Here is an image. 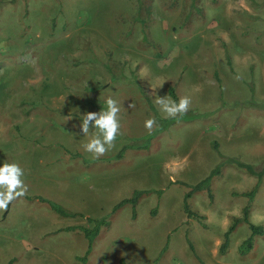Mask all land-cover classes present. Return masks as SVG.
Returning a JSON list of instances; mask_svg holds the SVG:
<instances>
[{"label": "rangeland", "instance_id": "rangeland-1", "mask_svg": "<svg viewBox=\"0 0 264 264\" xmlns=\"http://www.w3.org/2000/svg\"><path fill=\"white\" fill-rule=\"evenodd\" d=\"M24 4L0 2V117L13 122L8 146L29 176V195L83 217L14 200L0 222V264H264V235L239 252L250 234L244 223L219 254L225 231L248 204L234 193L257 181L222 162L264 171V0ZM169 88L177 102L191 99L189 111L174 119L152 95L170 97ZM108 97L121 105L122 134L94 159L82 147L81 119L105 109ZM153 117L149 134L145 121ZM216 167L223 168L210 183L212 203L205 192L188 200L204 219L188 218L184 195ZM135 190L147 194L134 207L114 208ZM249 219L264 227V176ZM100 220L108 226L80 260L87 239L63 229Z\"/></svg>", "mask_w": 264, "mask_h": 264}, {"label": "clouds", "instance_id": "clouds-1", "mask_svg": "<svg viewBox=\"0 0 264 264\" xmlns=\"http://www.w3.org/2000/svg\"><path fill=\"white\" fill-rule=\"evenodd\" d=\"M155 94V104L166 118H177L185 115L190 108L191 99L189 96H181L179 101L170 97ZM106 108L99 112H85L82 115L80 130L87 140L82 144L85 152L99 159L115 147L118 135H121L120 103L108 97L105 101ZM134 107V105H129ZM156 125L155 118L145 121V128L151 134ZM25 173L19 164L4 162L0 165V210L6 211L9 204L18 198L24 197L28 192V186L24 182Z\"/></svg>", "mask_w": 264, "mask_h": 264}, {"label": "trees", "instance_id": "trees-1", "mask_svg": "<svg viewBox=\"0 0 264 264\" xmlns=\"http://www.w3.org/2000/svg\"><path fill=\"white\" fill-rule=\"evenodd\" d=\"M227 61L228 63H230V59L229 57H227ZM216 77V81L217 83H220V80L218 78V76L216 75V73L214 74ZM168 94L170 96V98L172 100L177 101V98L175 96V93L173 91V88H169L168 89ZM144 146H142L143 148ZM126 147L123 148L118 154H117V158L122 157L123 152L125 151ZM226 164H230L231 166L237 168L238 170L244 172L247 175L250 176H254L257 178L256 183L254 184V186L247 192L244 193H234V195H241L243 197H246L248 199V204L242 209V216L241 217H234L229 225V227L227 228V230L225 231L224 235H223V242L220 245L219 248V254L220 255H224L227 252V249L229 247V236L230 234L236 229V227L241 224L244 223L248 226V229L250 231L249 236L240 244L239 246V252L241 253H245L247 251H250L253 247V241L255 237L258 236H263L264 235V227L261 225H255L253 223H251L250 219H249V215H250V210H251V203L252 200L254 199L258 187L262 182L263 176H264V171H255L253 169V167L251 165L239 162L235 159H231L227 162H222ZM223 165V164H220ZM223 165V166H224ZM223 168V167H222ZM222 168L216 167L215 169H213L210 174L207 176V178H205L203 181H201L200 183L192 186L189 191L184 195L183 198V211L186 213L188 218H194L197 219L198 221H201L202 219H204V216L198 214L197 212L191 210L190 206L188 205V200L190 199V197L196 193L199 192H205L207 194V197L209 199V202L212 203L213 201V194L212 191L210 189V183L212 182V180L216 177H219L222 174ZM160 193V191L157 192V194ZM147 194V192L145 191H141V190H135L132 193V196L130 198H126L121 200L120 202H118L114 208H118L121 207L124 204H132L133 207L137 204L138 200L143 196ZM29 201H37L38 203L47 205L49 207V209L56 215H58L59 217H63V218H75V217H83L80 213H76V212H72V211H68L65 208H63L61 205L52 202L46 198L40 197V196H29L28 197ZM108 226V222L105 220H100V221H95L94 225L91 228H87L84 226H73V227H66L63 230L67 231V232H72V233H83L84 237L87 239L88 241V247L86 250V253L84 255V257H81L80 260H82L83 258L86 259L87 255L90 252L93 240L95 239V237L99 234L100 230L105 227ZM189 247L192 248L191 243L187 240ZM8 264H11L8 263Z\"/></svg>", "mask_w": 264, "mask_h": 264}, {"label": "crops", "instance_id": "crops-1", "mask_svg": "<svg viewBox=\"0 0 264 264\" xmlns=\"http://www.w3.org/2000/svg\"><path fill=\"white\" fill-rule=\"evenodd\" d=\"M18 1V3L19 4H22V5H25L24 4V0H17ZM0 2H2V0H0ZM117 89L118 88H116V89H114V91H116L117 93L119 92V93H121L122 91H123V89L124 88H119V89H121L120 91H117ZM131 88H126V91L127 90H130ZM135 91H137L135 88H133ZM124 92V91H123ZM123 94V93H122ZM118 95H120V94H118ZM120 98H122L121 99V101L122 102H126V101H128V98L126 97V95L124 96H120ZM134 98H136V97H133V100H134ZM12 121V119H11V116H4V117H0V155L2 154V153H7V155L6 156H9V159L8 160H6L5 162H8V163H13V162H15L16 163V159H15V157L17 156V153H16V149L14 150V151H11L10 150V145L8 146V141L11 139V137H12V135H11V132L13 131V128H12V124H13V122H11ZM3 126H5V127H3ZM13 133V132H12ZM8 134V138H6V145L5 144H3V142H1L2 141V136H4V135H7ZM10 143V142H9ZM2 145L4 146V150L2 149L3 147H2ZM13 146H15V144L13 145ZM2 147V148H1ZM13 156V157H12ZM13 158V159H12ZM28 178H29V176H28V174H25V181L26 180H28ZM28 182H26V184H27ZM29 196H36V195H29V190H28V192H27V194L24 196V197H21V198H18V199H20L19 201L20 202H18V203H20V205L22 206L23 204H27V203H29V199H28V197ZM41 197V196H40ZM44 198V197H43ZM47 199V198H46ZM37 202V201H36ZM9 208H10V205H9ZM9 208H8V210L4 213V215H2L1 214V211L2 210H0V215H1V217H0V222L1 221H4L5 220V218L7 217V215H8V213H9ZM70 227H73V226H70ZM63 231V230H62ZM11 262V264L14 262V259H11L10 261H8L7 262V264L8 263H10Z\"/></svg>", "mask_w": 264, "mask_h": 264}]
</instances>
